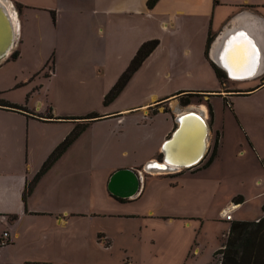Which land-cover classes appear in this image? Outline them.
<instances>
[{
    "label": "rangeland",
    "instance_id": "374dc122",
    "mask_svg": "<svg viewBox=\"0 0 264 264\" xmlns=\"http://www.w3.org/2000/svg\"><path fill=\"white\" fill-rule=\"evenodd\" d=\"M9 1L22 20V31L10 53L0 60V77L5 76L10 85L0 98L11 96L37 112L51 109L61 117L105 114L90 118L92 122L74 138V148L69 152L74 154V220L60 228L48 218H39L32 226L42 228L38 240L43 252L37 254L32 241L19 247L20 254L30 256V261L39 258V264H219L221 254L217 250L223 248L230 226L224 213L233 216L232 221L250 220L258 214L255 220L263 215L264 124L252 133L263 153L259 162L250 153L235 156L244 154L242 146H237L238 139L239 144L245 143L244 131L241 130L244 137L239 138L238 131L224 124L227 143L221 163L206 170L197 168L205 163L217 137L218 132L210 127L208 149L197 166L181 169V174L173 178H154L153 175L170 174H148L141 167L151 158H161L163 141L159 153L155 152L171 126L174 106L172 101H164L175 95L163 102L154 100L181 88L191 90L199 86L198 78L194 74L171 76L164 60L157 63V58L164 55L160 47L156 58L149 57L153 49L111 97L113 86L139 46L152 40L142 41L132 51L125 26L132 25L131 29L139 33L149 32L150 27L133 15L124 16V0H110L105 12L98 0ZM132 1L134 5L137 0ZM156 18L159 21L162 17ZM163 36L166 42V33ZM13 51L18 52L14 59L10 57ZM205 69L216 79L212 69ZM181 97L177 101L182 110L204 103L201 95H189L188 104H183ZM254 99V94L236 97L233 108L238 111L241 101L244 114H249L248 103ZM190 103L195 105L188 106ZM220 107L221 101H217L218 115ZM204 114L210 123L209 113ZM224 117L227 118L225 114ZM81 126L76 124L72 130ZM129 165L127 168L141 171L148 185L138 199L140 191L129 198L130 202H119L109 197L107 188H101L102 179L108 172ZM237 196H242L243 201L232 207ZM65 208L59 205L54 213ZM221 208L222 218L218 214ZM10 215L0 216L4 225L1 228L0 224V237L3 229L9 232L12 226L16 216L11 219ZM14 251L13 246H1L0 264H16Z\"/></svg>",
    "mask_w": 264,
    "mask_h": 264
},
{
    "label": "crops",
    "instance_id": "0c3cea01",
    "mask_svg": "<svg viewBox=\"0 0 264 264\" xmlns=\"http://www.w3.org/2000/svg\"><path fill=\"white\" fill-rule=\"evenodd\" d=\"M144 1L137 0L133 5L132 0H124L122 9L124 16L133 15L134 18L145 22L147 25L149 24L150 27L149 32L139 33L131 29L132 25L125 26L126 32L130 36L132 51L142 41L156 39L157 45L149 57L156 58V50L162 47L164 55L157 58V63H160V59L164 60L170 67L171 76L180 77L194 74L199 80V86H195L191 90H182L183 88H181L177 92L154 100V102L160 100L163 102V99L175 95L164 102L172 101L171 105L181 107L177 98L182 96V93L187 92L203 97L204 103L197 105H200L199 107L203 106L204 112L207 111L208 113L205 102H209L212 108L213 117L209 125L214 132L219 133L217 153L207 167L202 168L200 166L197 167L198 170L214 168L216 164L221 163L223 150L227 143L224 124H226V128L231 126V129L234 128L238 131L239 138L245 136L243 138L245 143L243 145L239 144L240 140L238 139L237 144V146H242L244 154H235V156L243 157V155L247 156L250 153L259 162L263 153L257 148L252 133L255 128H261L264 124V0H216V2L214 0H158L152 8L144 7ZM98 3L105 12L110 0H98ZM13 8L15 9V7ZM116 11L118 12L120 9L118 8ZM15 12L17 14L16 9ZM156 15H160L162 18L158 21ZM17 23L16 37L22 31V20L19 19L18 15ZM238 28L246 29L258 46L259 56L257 60L263 67L260 73L251 79H231L217 63L218 57L220 58L219 47L222 37L227 32ZM165 33L167 35L166 42L163 36ZM143 35H145V38ZM2 66L3 63H0V68ZM205 66L213 70L216 79H214L213 73L209 74ZM214 66L223 72L222 82L216 76ZM201 67H204L203 73L200 70ZM9 87L10 85L5 81V76L0 77V94L6 92ZM249 94L255 95V99L248 103L250 115L247 112L244 114L241 101L239 102L238 111L233 108L237 105L236 97ZM231 97H234V99H231ZM0 99L18 104L26 109L16 110L0 107V216L5 213L16 215L14 220L12 219L13 222L9 232L7 231L8 235H11V242L8 245L13 246L15 250V263L21 264L28 261L26 262L28 264H39L41 262V260H37L39 258H33L35 260H31V263L28 260L30 256L26 254L23 257L18 249L22 244L33 241L36 253L41 254L43 252L41 243L38 240L42 228L38 229V227L34 228L32 226L33 223L40 220L39 218H48L52 224L60 228L67 226L74 220L72 218L74 217V154L69 153L74 148V141L38 178L27 198H22V192L39 171L43 162L68 135L69 131L76 124H85L86 130L92 122L90 118L93 117H84L83 115L79 118L61 117L55 115L51 109L45 112L38 110L37 112L34 107L26 106V102L22 104L20 101L11 98V96ZM217 101H221L222 105L219 115L215 110ZM146 104L127 107L114 112L126 111ZM190 105L195 104L190 103L188 106ZM224 114L227 118L224 117ZM251 114H254V117ZM104 115L100 114L97 117ZM175 115L176 113L171 107V126L157 144L156 154L159 153V146L162 141L168 137V134L174 128ZM241 130L244 131V136H242L243 132ZM126 167H130V165ZM179 172L180 170L168 173L170 174L168 177L161 175H153V177L163 180L181 174ZM110 173L108 172L102 179V189L106 188ZM168 181L173 185V180ZM257 181L260 183V180ZM147 185L143 177L139 190L140 195L136 199L143 195ZM262 191L264 192V189ZM107 194L110 198L112 197L109 192ZM262 195L264 197V194ZM112 198L119 202H130L132 200L120 201L114 197ZM263 202L264 198L261 200V205ZM233 204L232 207L236 206V203L233 202ZM59 205L67 208L54 213L55 210L59 209ZM223 211L224 208H221L218 213L221 218ZM167 217L179 218V216ZM231 217V220L226 222H231L233 216ZM254 218L252 217L250 220ZM0 224L3 228L2 221H0ZM4 231L3 229L1 233Z\"/></svg>",
    "mask_w": 264,
    "mask_h": 264
},
{
    "label": "water",
    "instance_id": "95a60500",
    "mask_svg": "<svg viewBox=\"0 0 264 264\" xmlns=\"http://www.w3.org/2000/svg\"><path fill=\"white\" fill-rule=\"evenodd\" d=\"M251 42V47L246 43ZM16 27L7 12L6 4L0 0V60L3 59L15 44ZM217 63L231 79H251L262 70L258 63L259 50L255 40L244 28L227 32L220 42ZM255 51V58L246 53ZM249 64H253L249 74ZM175 127L161 146V158L150 159L142 165L141 171L158 170L168 173L188 169L197 165L205 156L209 139L210 125L202 111L188 109L176 112ZM134 168H118L108 177L107 191L116 198L129 199L135 196L141 187L143 175Z\"/></svg>",
    "mask_w": 264,
    "mask_h": 264
},
{
    "label": "trees",
    "instance_id": "16d2710c",
    "mask_svg": "<svg viewBox=\"0 0 264 264\" xmlns=\"http://www.w3.org/2000/svg\"><path fill=\"white\" fill-rule=\"evenodd\" d=\"M158 0H147L146 5L148 8H152ZM216 2V0H214ZM264 5V3H263ZM209 40V38H208ZM157 45V40L152 39L143 42L132 60L130 61L125 72L122 73L117 83L113 86L110 95L113 97L116 95L121 88L124 86L130 75L138 68L143 59L155 48ZM18 52L13 51L10 55L11 58H16ZM216 76L221 81L223 78V72L214 66ZM222 82V81H221ZM181 93V92H179ZM189 95H194L192 93H182V103H189ZM196 95V94H195ZM208 108V113L210 119L213 117L212 108L210 103H206ZM0 107L7 109H20L26 110L25 107H22L18 104L8 102L4 99H0ZM84 117H97L95 114H90L89 116ZM85 124H82L81 127L76 128L71 131L52 151V153L47 157L43 162L39 171L33 177V179L26 185L22 192V198L25 199L26 195L32 190L33 185L36 183L38 178L49 169L52 163L62 154V152L70 145L74 138L80 133ZM175 127V123H174ZM216 138L214 139V144L211 149L210 155L206 158L203 167H207L214 159L217 153L218 147V133H216ZM161 156V153L159 154ZM111 195V194H110ZM112 196V195H111ZM113 197V196H112ZM116 198V197H114ZM120 201H125L123 198H116ZM243 201L242 196H237L234 198V203L238 204ZM261 210L264 212V202L261 205ZM16 215H10V218H14ZM11 242L10 236L4 239V243L0 244L1 246L8 245ZM221 254V260L219 264H264V214L258 218V220H235L230 222L228 228L227 236L223 248L217 250Z\"/></svg>",
    "mask_w": 264,
    "mask_h": 264
},
{
    "label": "bare ground",
    "instance_id": "6f19581e",
    "mask_svg": "<svg viewBox=\"0 0 264 264\" xmlns=\"http://www.w3.org/2000/svg\"><path fill=\"white\" fill-rule=\"evenodd\" d=\"M1 1H3L4 2V0H1ZM6 2H8V4H7V6H6V8H7V12H8V14L10 15V17H11V20L14 22V25H15V27H16V30H18V23H17V14H16V12H15V9L12 7V5H11V3L7 0ZM8 5H10L9 7H8ZM188 109H193V110H200V111H202V113H203V115H204V117H206V115L204 114V108H203V106L202 107H196V108H187V110ZM202 109V110H201ZM173 110L175 111V113L176 112H182V111H185V110H182L178 105H174L173 106ZM207 144H208V141H207ZM143 171V170H142ZM143 172H145V173H148V174H167V172H165V171H161V170H158L157 172H156V170H151V171H143ZM235 207V206H234ZM237 207V206H236Z\"/></svg>",
    "mask_w": 264,
    "mask_h": 264
},
{
    "label": "built area",
    "instance_id": "2783aa9c",
    "mask_svg": "<svg viewBox=\"0 0 264 264\" xmlns=\"http://www.w3.org/2000/svg\"><path fill=\"white\" fill-rule=\"evenodd\" d=\"M218 137H219V135H218ZM263 214H264V212H263ZM223 218H224L225 221H230L232 217H231L230 214H228V212H225L224 215H223ZM255 220H258V218L255 219ZM8 236H9V235H8V232H7V231H4V232L2 233V236L0 237V244H3V243H4V239H5L6 237H8Z\"/></svg>",
    "mask_w": 264,
    "mask_h": 264
},
{
    "label": "snow or ice",
    "instance_id": "6c2138e0",
    "mask_svg": "<svg viewBox=\"0 0 264 264\" xmlns=\"http://www.w3.org/2000/svg\"><path fill=\"white\" fill-rule=\"evenodd\" d=\"M241 38L246 41V38H243V34H241ZM246 43L251 47V42L250 41H246ZM256 55L257 54L255 53V51L246 53V56L247 57H251V58H255ZM253 66H254L253 64H249V67H248L249 74H251V71H252V67Z\"/></svg>",
    "mask_w": 264,
    "mask_h": 264
},
{
    "label": "clouds",
    "instance_id": "9594fccd",
    "mask_svg": "<svg viewBox=\"0 0 264 264\" xmlns=\"http://www.w3.org/2000/svg\"><path fill=\"white\" fill-rule=\"evenodd\" d=\"M144 177V176H143Z\"/></svg>",
    "mask_w": 264,
    "mask_h": 264
}]
</instances>
